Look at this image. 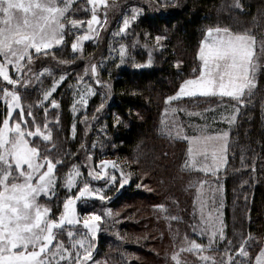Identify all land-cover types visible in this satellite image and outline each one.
<instances>
[{
  "label": "snow or ice",
  "instance_id": "snow-or-ice-1",
  "mask_svg": "<svg viewBox=\"0 0 264 264\" xmlns=\"http://www.w3.org/2000/svg\"><path fill=\"white\" fill-rule=\"evenodd\" d=\"M86 2L91 8L82 9V11L91 12V18L86 22L89 34L75 37L74 42L71 43L74 52H82V42L93 38L90 33L99 31L94 27L102 23L97 5L103 8V23H107L108 0H86ZM169 2L170 0H149V6L154 10H163L169 6ZM75 3L76 0H26V2L25 0H0V78L7 85L12 86L11 90L7 87L0 89V99L6 106L4 117L0 120V264H54V262L60 264V261L66 260H71L72 264H89L90 261L92 264H98L93 260L94 241L105 216L92 211L87 212L81 220L77 215V202L82 201V207L87 209L89 199L106 201L110 197L105 195L103 188H93L87 181H78L83 174L78 167L73 166L72 170L64 176L63 185L69 190L75 188L76 192L65 199L60 216L53 218L52 210L38 202L41 195L50 197L55 194L58 179L56 168L57 164L63 161L54 162L50 156L51 149L45 146L42 152L39 146L32 143V138L52 142V134L48 123L36 122L31 107L26 112L20 92L17 90V86L26 87L32 82L24 73L26 70L31 72L33 54L47 56L48 50L64 43L68 29H80L85 24L83 20L72 18ZM231 6L243 11L240 0H233ZM143 15L144 8H132L130 15L122 18V26L116 34L126 33L132 23ZM144 36L147 39L151 33H144ZM167 38V35L152 37L158 49L164 48L163 41ZM260 50L264 51V40L260 42ZM126 51V47L122 45L119 50L121 63L124 62ZM256 51L257 38L250 31L233 33L228 28L218 26L206 29L205 39L201 42L198 52L201 62L199 75L184 81L178 93L168 97L165 103L171 105L173 101L181 97L217 95L230 97L239 106L235 107L232 115L226 119L229 124L235 123L240 114V106L246 104V95L250 97L253 89L257 87L254 75L258 68L255 63ZM152 63V57L149 55L146 64L136 63L134 67L137 69L151 67ZM9 66L15 69V78L10 75ZM174 66L180 68V62ZM90 71L99 77L95 64L91 65ZM45 74L51 75V72L45 70L37 73L39 76ZM87 74L86 72L85 75ZM66 78L65 75H61L59 80L53 81L51 87L43 92L40 107L45 114L47 104L57 109L60 107L52 97ZM79 83H83L82 78ZM96 83L100 84L101 81L97 79ZM103 86L108 90L105 95H110L111 85ZM78 94L79 102L86 105L87 97L95 95V90L90 85H84L82 90L78 89ZM103 108L102 102L96 112H101ZM175 111L173 109V112ZM165 115H167V109ZM26 116L31 119H26ZM56 122L59 123L58 120ZM120 123L121 118L115 117V124ZM167 127L168 133L171 134L172 127L170 125ZM74 131L75 125H73ZM184 138L188 139L186 136ZM209 141H217L220 145L219 149L212 153V174L215 175L220 165L227 163L225 156L227 132L217 137H193L192 142L195 148H190L189 152L206 155L201 149L206 147ZM52 147H55L54 143ZM88 159L91 160L92 157L89 155ZM196 163L193 156L185 164V168L196 169ZM100 164L101 171L88 172L93 180L107 177L117 191L130 183V174H125L123 171L120 172L119 180L116 175H109L107 169L109 167L116 169L115 162L101 161ZM252 171H255L254 167ZM137 187L140 185L137 184ZM156 207L165 212L169 219H179L175 215L168 214L165 205ZM106 216L111 218V209L107 211ZM218 219V217L213 218L211 212L205 214L201 204L200 222L192 225L191 228L193 232L199 230L201 235L207 234V244L197 243L183 236V243L171 256L174 264H182L181 253L195 254L200 264H218L216 256L212 253L221 251L218 247L221 243L226 247L222 250L223 255L219 258V264H264V245L260 246L254 257L251 256L249 249L256 243V238L251 233L242 234L238 237V244L234 246L225 236L222 222L217 227ZM81 222L88 230L90 240L76 238V234L69 230L66 235L73 242L70 247H65L64 241L57 239L58 230L63 231L65 225H76ZM70 248L76 251L73 252Z\"/></svg>",
  "mask_w": 264,
  "mask_h": 264
},
{
  "label": "trees",
  "instance_id": "trees-1",
  "mask_svg": "<svg viewBox=\"0 0 264 264\" xmlns=\"http://www.w3.org/2000/svg\"><path fill=\"white\" fill-rule=\"evenodd\" d=\"M240 3L243 5L242 12L231 6L233 0H170L169 6L163 10L142 6L144 15L132 23L122 37L121 44L127 49L123 63L119 52L113 55L108 48L103 53L100 48L95 52L102 53L98 69L101 83L96 85L97 93L92 97L85 116L91 118L97 116L99 120L90 133L86 134L81 125H78L76 137L70 138V103L65 92L64 96L56 97L60 107L57 109L50 105L46 114L40 107L41 97L38 90H34L38 97H33V93L30 97H21L22 102L26 104L25 107H33L35 101L39 103L34 106L39 120L45 121L50 118V114H56L58 116L56 119L60 118L59 123L64 128V133L59 134L62 141L59 142V147L50 152V156H55L52 158L54 162L63 160L64 163L58 165L59 169L65 171L72 169L73 164L79 161L76 155L82 144L85 141L88 147L92 139H95L96 133L99 140L105 142L104 134L98 131V127L105 128L106 133L113 139L115 151L109 150L104 154L130 159L138 172L149 175L148 179L150 181L151 177L152 186H158L161 192L165 185L159 184L161 180L165 181L167 190L163 192L170 195L172 192L168 188H173L178 178L177 164L182 156V146L160 134V119L165 101L177 92L183 81L198 76L201 66L198 52L206 29L218 26L228 28L233 33L250 31L257 38L264 37V0H240ZM144 33H151V36L146 39ZM156 35H167V40L163 41V49L156 48L152 39ZM96 48L86 45L85 54L92 55ZM53 53L55 56L61 54L62 59H73L70 40L66 39L62 47L55 49ZM149 55L153 61L151 67L142 69L134 67L136 63L146 64ZM177 62H180V68L174 66ZM82 67L84 64L78 67V74L82 72ZM256 81L257 87L250 97H245L246 104L240 106V114L231 129L227 145V163L222 170L225 185V236L234 246L238 244V237L242 234L251 233L257 237L264 233V66L258 72ZM104 84L111 85L110 95H105L108 90L104 88ZM102 102L104 108L97 113L96 109ZM174 103L191 112L206 109L213 111L214 106L223 103H236V107L239 106L230 97L218 99L216 96L186 97ZM5 111V107L0 103V120L3 119ZM117 116L121 118L119 125L115 124ZM67 148L70 153H66ZM253 167L255 171H252ZM135 183H131V186L133 187ZM178 192L179 187L174 186L173 193ZM123 198V203L140 202L136 210L139 215L144 209L146 214H151L149 208H146L149 203L169 202L164 201L166 198L164 194L157 195L155 191L130 188L125 194L118 193L110 206L119 208ZM176 199L178 200V197ZM168 214H176L179 217L178 220L170 219L173 229L182 236L201 243L197 240L198 237L192 234L187 223L191 215L189 209L174 211L170 206ZM157 231L158 229L150 231L151 238ZM151 238L137 237V241L134 239L132 241L138 244L129 246L137 254L153 258V252L148 249L154 244ZM109 241L115 244L114 250H107L111 244ZM94 245L96 248L93 259L105 253L112 264H127L122 251H129L131 248L123 245L116 236L109 237L105 233H99ZM260 246L261 242L256 241L249 250H256ZM225 247L226 245L222 244L219 246L221 251L212 253L216 256L218 264ZM192 263L200 264L198 257H195ZM130 264L148 263L134 258Z\"/></svg>",
  "mask_w": 264,
  "mask_h": 264
},
{
  "label": "rangeland",
  "instance_id": "rangeland-1",
  "mask_svg": "<svg viewBox=\"0 0 264 264\" xmlns=\"http://www.w3.org/2000/svg\"><path fill=\"white\" fill-rule=\"evenodd\" d=\"M26 2V0H25ZM109 7L107 9V23L104 24V10L100 5H97L98 15L102 21L100 25H94L99 31L98 33H90L93 38L90 40H86L82 42L83 50L82 52H74L71 48V43L74 42L75 37L78 35L89 34L87 33V20L91 18L90 11H82V9H90L91 6L87 4L86 0H76V3L73 5V15L72 18L80 19L85 21V24L80 29H68L67 35L65 36V40H70V49L71 55L73 59H62L61 54L55 56L53 51L55 49H59L62 45H57L53 49L48 50V55L45 56L40 54L39 56L33 54L31 72L25 71L24 75L28 76L31 79V84H28L26 87L17 86V90L20 92L21 97H30V94H34L33 97H38L37 93L34 90H38L40 93L39 97L43 96V92L49 89L52 85L53 81L59 80L61 75H65L67 78L63 83L59 85L56 92L53 93V97L56 100V97L64 96L65 92L66 97L69 99V113L71 114V127H70V138L74 139L77 134V127L81 125L84 132L90 133L96 126V122L99 120V117H95V119L91 117H87V121L85 122V113L88 110L89 104L91 102L92 97L94 95L87 97V104L82 105L80 101V95L78 94V89L82 90L84 85H90L94 90L95 94L97 93L96 89V80L99 79L97 76L93 75L90 71L91 65L95 64L97 66V71L99 69V62H101V54L108 48L110 53L113 55L116 52H119L122 46V37L125 36V33L117 35L119 28L122 26V18L130 15V11L132 8H140L142 6H149V0H108ZM132 3V4H129ZM115 5V6H113ZM152 9V8H151ZM257 38V37H256ZM205 39V36L203 40ZM64 40V42H65ZM202 40V41H203ZM264 40V37L257 38V51H256V60L255 63L258 65L257 70L255 71V81L258 72L261 71V68L264 66V51L260 50V42ZM201 41V42H202ZM86 45L96 46L95 53L99 48L101 52L95 53L91 55V53L85 54ZM201 46V45H200ZM34 53V50H33ZM81 60H88L87 62ZM65 63H61V62ZM77 61H81L78 62ZM84 64L82 67V72L78 74V67ZM201 64V63H200ZM48 70L51 72V75H43L39 76L37 73L44 72ZM201 71V66H200ZM88 73L85 75V73ZM10 75L15 78V69L9 66ZM200 73V72H199ZM199 75V74H198ZM197 77V76H196ZM189 78V79H194ZM83 79V83H79V81ZM188 80V79H186ZM185 80V81H186ZM184 83V81H183ZM182 83V84H183ZM181 84V85H182ZM257 84V81H256ZM180 85V86H181ZM7 87L11 90L12 86L7 85L6 82L0 78V89ZM180 88V87H179ZM177 92L173 95H176ZM254 91V89H253ZM252 91V92H253ZM172 95V96H173ZM247 97V95H246ZM216 98H225L219 95ZM22 99V98H21ZM172 102L171 105L166 104L163 107L162 116L160 119V134L167 138V140L180 143L182 146L181 151V159L177 164L178 170V178L175 184V187H179L180 192L173 193V188H168L172 193L166 194V182H160L159 186L165 185V189L161 192L158 190V186H152L151 177L149 181V175L144 174L142 172H138L134 164L130 159L124 157H118L117 155H106L107 151H115V145L113 144L112 137L106 133L107 130L105 128L98 127V131L104 134V141H100L98 138V134L96 133V137L92 143L87 147L85 141H81L83 144L77 153V157L79 161H77L74 166L78 167L80 172L83 174L78 178V181H87L93 188H103L105 190V195L110 197L109 200L99 201L95 198H91L87 201V209L82 207V201L77 202V215L78 217L83 219L87 212L94 211L95 213L105 216V219L100 224V231L97 233H105L109 237L116 236L121 240L123 245L129 244H138L132 239L136 240L137 237L144 236L150 237V231L152 229L158 231L154 234L151 240L154 244L151 245L149 250L153 252V258L143 257L137 254L132 248L129 251H122V255L126 260V263L130 264L131 260L138 259L140 261H145L148 264H174L171 260V256L178 251V247L183 243L182 235L175 229L172 228L170 224V219L165 212L160 211L156 206L157 205H165L167 210H169L170 206L172 210H182L189 209V213L191 214L187 220L189 227L191 228L194 224H199L200 222V209L201 204H203V209L205 214L211 212L213 218L218 217L217 227H219L220 222L223 224L224 234L226 231V222H225V185H224V176L222 175V170L225 168L226 164L220 165L219 170L215 175L212 174L213 168V151H217L219 149V142L217 141H209L207 146L202 148L201 150L206 153V155H199L190 153V148H195V145L192 142L193 137H217L221 136L223 133H228V141L230 137L231 129L234 124H229L227 121V117L232 115L235 104L231 103H223L222 105H216L212 109H206L204 111H193L187 110L185 107H179L175 103ZM0 103L6 109V106L3 103V100L0 99ZM41 103V101H40ZM47 103V102H45ZM24 108L27 112L29 107H25V103L22 102ZM39 103L35 101L31 107V111L33 112L37 123H48L49 130L52 134V142H43L40 138H32V143L41 148L43 152L45 146L47 148L54 150L56 147H59V142L62 141V136L59 134L64 133V128L60 123L56 121H60L56 119L58 116L56 114H50V118H47L45 121L39 120L36 116V109L34 106H37ZM51 104H47V108ZM167 109V115H165V110ZM173 109L176 111L173 112ZM181 109H183L181 111ZM43 110V108H42ZM44 111V110H43ZM26 119H31L30 117H25ZM38 119V120H37ZM73 125H75V131L73 132ZM168 125L172 127L171 134L168 133ZM44 130V129H42ZM95 133V132H94ZM179 133V135H177ZM188 137L185 139L184 137ZM87 140V139H86ZM55 145L53 148L52 145ZM107 146H105V144ZM81 145V144H80ZM70 153V150L67 148L66 153ZM91 156L92 159L89 160L88 156ZM195 157L196 160V169L185 168V164ZM227 160V151L225 153ZM55 157L54 155L51 158ZM63 161L62 159H60ZM101 161H113L117 164L116 169H112L109 167L107 169L109 175H116L119 180L120 172L123 171L125 174H130L131 181L128 185H126L123 189L115 190V187L108 181L107 177H104L100 180H93L92 177L88 175V172L101 171ZM64 163V162H63ZM61 163V164H63ZM59 164H57L56 175L58 177L56 181V190L55 194L52 196H44L41 195L38 198V202L45 207H48L52 210L53 218H58L60 214L63 212V202L69 195H73L76 192V189L73 188L71 190L67 189L63 185L64 176L70 172L72 169L65 171L63 169H59ZM26 167V166H25ZM205 168V171H199L198 169ZM107 181V183H106ZM136 182L134 186H131V183ZM137 184L140 187H137ZM144 189L146 191L156 192L157 195L164 194L166 198L164 201H169L168 203H149L146 208H149L151 214H146L145 209L141 210V215L138 214L137 205L140 203H131L129 201L122 202L124 198L121 200V205L119 208H115L114 206H110L112 199L118 194H125L127 189ZM168 197H167V196ZM178 197V200L176 197ZM145 203L146 202H141ZM150 205V206H149ZM111 209L112 216L108 218L106 216L107 211ZM145 213V214H144ZM176 216V214H174ZM140 229V230H139ZM160 229V230H159ZM73 231L76 234V238H83L86 241L90 240V235L88 234V230L83 227V223L76 225H65L63 231L58 230V240H63L65 247H70L72 244V240L67 238V231ZM191 232L193 235L198 237V241L201 243L207 244V234L201 235L199 230L197 232H193L191 228ZM136 237V238H135ZM256 241H260L261 245H264V233L262 236L255 237ZM259 240H258V239ZM96 239V238H95ZM158 240V241H157ZM137 241V240H136ZM111 243V241H109ZM197 242V241H196ZM55 243V242H54ZM156 243V244H155ZM200 243V242H197ZM223 243L219 244L221 246ZM255 245V244H254ZM115 244L112 242L108 245L107 250H114ZM253 247V245H252ZM96 246L94 245V250ZM260 249V247H258ZM257 248V249H258ZM256 249V250H257ZM257 250L256 254L258 253ZM71 251L75 252L76 249H71ZM93 250V254H94ZM256 250H249L251 256ZM109 252H106V254ZM105 254V253H104ZM100 254L94 261L98 262V264H112L109 262L108 258L104 255ZM197 257L195 254L189 253H181L182 264H193L194 258ZM74 259V257H73ZM55 264V262H54ZM60 264H72L71 260L60 261ZM89 264H92L90 261Z\"/></svg>",
  "mask_w": 264,
  "mask_h": 264
},
{
  "label": "crops",
  "instance_id": "crops-1",
  "mask_svg": "<svg viewBox=\"0 0 264 264\" xmlns=\"http://www.w3.org/2000/svg\"><path fill=\"white\" fill-rule=\"evenodd\" d=\"M182 98H186V97H181V99H182Z\"/></svg>",
  "mask_w": 264,
  "mask_h": 264
}]
</instances>
